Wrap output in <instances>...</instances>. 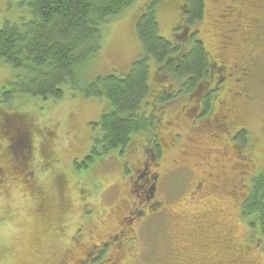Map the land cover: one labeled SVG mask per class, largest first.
I'll list each match as a JSON object with an SVG mask.
<instances>
[{
	"label": "rangeland",
	"instance_id": "374dc122",
	"mask_svg": "<svg viewBox=\"0 0 264 264\" xmlns=\"http://www.w3.org/2000/svg\"><path fill=\"white\" fill-rule=\"evenodd\" d=\"M149 1L137 0L100 28L102 45L83 69L82 87L98 77L128 74L142 54L135 22ZM231 1L206 0L205 19L194 26L200 29L198 37L204 39L210 52L221 55V59L244 58L248 52L243 48L241 53L235 46L223 53L217 50L223 35L231 36L235 43L244 35L241 15L224 18ZM179 4L180 0H160L155 5L160 36L167 40L178 19ZM246 6L247 2L242 1L238 12ZM24 17L27 8L23 0H0V28L4 21L14 23ZM13 76L12 69L0 61V88ZM154 82L152 78L151 95L159 87ZM261 87L255 86V93L242 102L246 109L239 108L241 115L234 120L245 125L250 134L252 146L244 155L255 157V167L246 172L226 164L224 175L219 166L204 169L200 165L213 143L206 139L207 130L198 136L192 129L193 118L182 115L180 106H194L192 102L178 98L158 106L153 105L154 101L150 104L152 96L147 98L144 109L149 111L152 106L159 123L154 134L164 135L163 139L173 145L157 160H150L149 172L159 175L153 201L162 203L152 214L150 203L141 197L142 183L136 171L149 160L145 152L149 136L135 134L123 153L96 158L93 164L81 166L79 172L75 169V162L84 160L90 152L91 139L99 134L100 117L109 111L106 99L82 98L64 84L62 98L57 101L25 97L0 105L1 112L19 116L31 130V160L27 164L33 172L31 183L26 185L19 178L8 179L7 176H15L7 163L1 164L5 175L0 176V264H79L90 246L106 241L120 230H127L125 236L133 238L124 244L120 264H171L172 246L166 234L186 230L203 214L209 215L206 240L213 241L212 234H220L234 248L245 245L249 259L264 264V240L240 213L244 197L251 191L247 181L251 183V176L264 174V85ZM175 133L179 134L177 140ZM13 140L9 144L15 146ZM4 143L2 140L1 145ZM204 170L211 175L217 190L211 191L208 184L207 189L190 199L192 184L201 179ZM220 173L222 178L217 182L215 177ZM58 177L64 183H57L56 187Z\"/></svg>",
	"mask_w": 264,
	"mask_h": 264
},
{
	"label": "trees",
	"instance_id": "16d2710c",
	"mask_svg": "<svg viewBox=\"0 0 264 264\" xmlns=\"http://www.w3.org/2000/svg\"><path fill=\"white\" fill-rule=\"evenodd\" d=\"M136 1L23 0L27 17L14 23L4 21L0 28V61L14 72L13 78L0 88V105L25 97L57 101L62 98L64 84L71 91H78L82 98L107 100L109 111L100 117L99 134L91 139L89 154L82 162H75L77 172L96 158L123 153L135 134L153 139L158 118L152 106L149 111L144 109L149 96L153 97L150 104L154 101L153 105L158 106L171 104L178 98L195 105L202 96L204 100L203 94L207 95V103L219 92L209 87L212 85L211 66L207 64L202 44L192 41L186 48L185 44L180 46L160 36L155 16V5L160 0L146 3L136 19L135 33L142 54L132 63L128 74L98 77L82 87L83 69L102 45L100 28ZM184 5L188 9L182 10ZM182 11L185 22L177 21L173 33L201 21L205 14L203 0H180L178 12ZM244 67L249 71L247 76L257 79L254 81L262 86L263 72L252 74V70ZM152 78L159 86L153 95L150 94ZM21 120L0 110V121H4L0 124V176L5 175L1 169L4 161L15 176L7 178H19L28 185L33 179L27 164L31 160V130ZM246 138V133L242 132L241 139ZM2 140L6 142L3 146ZM11 140L15 146L9 144ZM57 183L64 181L58 177L56 187ZM240 213L264 240V174L252 178L250 194Z\"/></svg>",
	"mask_w": 264,
	"mask_h": 264
},
{
	"label": "flooded vegetation",
	"instance_id": "af4514ba",
	"mask_svg": "<svg viewBox=\"0 0 264 264\" xmlns=\"http://www.w3.org/2000/svg\"><path fill=\"white\" fill-rule=\"evenodd\" d=\"M242 1L244 0H232L228 9L225 11L226 15L224 18H232L235 15H241V18L244 20V35H242L236 43L232 42L233 38L231 36L227 34L223 35V41L219 42L217 50L219 53H223L225 50L229 51L231 47L235 46L236 50L242 53L240 49L244 48L248 50L246 57H236V59L232 56L229 59L228 57L230 56H228L226 59H221L219 58L221 55H219V57L217 54L213 55L206 47L204 39L198 37L200 29L194 27L198 24L195 22L191 27L185 26V28L181 29V32L178 31L173 33L172 31L168 39L170 42L179 44L180 46L185 44L186 48L189 42H199L206 51L207 64L209 63L211 66L210 79L212 85H209V87H215L219 92L217 96L214 97V100L210 99V101L206 103L205 99L207 95L203 94L205 95L204 100L202 96L194 106L182 108L184 106L183 104L180 106V109L183 110L181 112L182 115L191 116L193 118V132L198 135L201 131H204V129L207 130L208 137H206V139L210 143H213L211 148L207 149L206 156L200 159V161L203 162L200 165L204 169H212L215 168V166H219L223 175L227 168L226 164L231 165L233 169L241 168V170H246V172L255 167V157L250 155V153L244 155L246 149L252 146L250 134L244 127L245 125H240L239 122L234 120L241 115L239 108L242 110L246 109V105L242 102H244L246 98L250 99L249 95L255 93L254 88L258 85V83L254 81L257 79L251 80L247 76L249 71L246 70L244 65L253 71L250 72L252 74H260L263 72V76L261 75V77L264 81V0H245L247 6L240 13L238 10ZM203 3L205 7L206 0H203ZM181 9H188V6L184 5ZM183 12L184 11L178 12V22H185ZM203 19H205V16H202L201 21H203ZM179 27L182 28L183 25ZM246 28H248L249 32ZM234 33H237L236 30ZM193 35H195L194 38ZM188 48L190 49V46H188ZM227 82L228 84L225 85ZM258 87L262 89L261 86L258 85ZM206 105L208 106L206 107ZM3 122L0 121V124ZM166 124H168V122H166ZM158 125L159 123L157 120L156 128ZM242 132L247 135L245 141L241 139ZM174 136L177 140L179 134L175 133ZM163 138H165L164 135L158 136L156 133L153 139L148 141L145 146V152L149 160H145L141 169L139 167L136 169L139 173L138 180L142 183L140 188L143 191V196L141 197L145 199L146 204L150 203V214L156 212V209L162 205L161 202L153 201L159 175L157 172H149L150 160H157L158 157L166 151V148L169 146L173 147L172 144H169V142H166ZM153 140H156L158 143L155 144ZM234 154L238 155L236 159L232 158ZM157 166L158 165L155 164V167ZM221 173L219 176L215 177L217 182H220V178H222ZM253 177L254 176H251L250 180H252ZM247 183L251 188L249 180ZM208 184H210L208 189L211 191H214L213 189L217 190V185L213 183L211 175L204 170L201 179L193 182L192 190L189 192L188 197L194 199V195L203 191V188L204 190L207 189L206 185ZM246 199L247 196L244 197L243 203ZM131 215L133 216L134 213ZM208 217L209 215L207 214L196 217L191 222L189 228L180 230L174 233V235L167 231L168 233L166 236L167 239L169 237V243L172 246L170 249L172 256L171 264H258L249 259V250L245 248V245L238 244V246L234 248L233 244H230L229 239H224L217 233L212 234L213 241L206 240L204 236L208 232ZM132 219L131 217L129 221L131 222ZM126 232L127 230H120L117 234L108 236L106 241L90 246L85 252V260L79 261V264H96L99 262H101L100 264H120L124 259L122 250L124 244L133 240L132 236H125ZM129 232L134 233L135 229H130Z\"/></svg>",
	"mask_w": 264,
	"mask_h": 264
}]
</instances>
